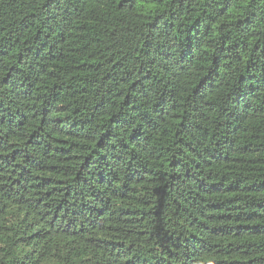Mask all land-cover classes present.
Here are the masks:
<instances>
[{"label": "trees", "instance_id": "obj_1", "mask_svg": "<svg viewBox=\"0 0 264 264\" xmlns=\"http://www.w3.org/2000/svg\"><path fill=\"white\" fill-rule=\"evenodd\" d=\"M0 264H264V0H0Z\"/></svg>", "mask_w": 264, "mask_h": 264}]
</instances>
